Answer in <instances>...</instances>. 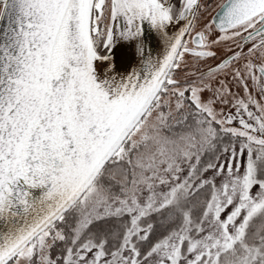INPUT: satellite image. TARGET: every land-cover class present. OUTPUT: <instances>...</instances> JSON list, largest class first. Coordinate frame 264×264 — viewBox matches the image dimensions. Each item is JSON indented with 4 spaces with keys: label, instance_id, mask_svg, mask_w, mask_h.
Segmentation results:
<instances>
[{
    "label": "snow or ice",
    "instance_id": "snow-or-ice-1",
    "mask_svg": "<svg viewBox=\"0 0 264 264\" xmlns=\"http://www.w3.org/2000/svg\"><path fill=\"white\" fill-rule=\"evenodd\" d=\"M203 7L0 0V264H264V0Z\"/></svg>",
    "mask_w": 264,
    "mask_h": 264
},
{
    "label": "water",
    "instance_id": "water-1",
    "mask_svg": "<svg viewBox=\"0 0 264 264\" xmlns=\"http://www.w3.org/2000/svg\"><path fill=\"white\" fill-rule=\"evenodd\" d=\"M144 28H145L146 33H148L146 42L150 47L152 57L153 58L162 57L163 50H164L162 43L158 41V37L154 33L149 32L147 25H145ZM177 28H178V26H173V27H170L168 29V31L170 34H172L175 31H177ZM129 52H130L129 49H125V48H121V47H118L117 49H115L114 62H115L117 71L120 74H126L127 71H131V69L133 67H138V65H139V61L137 59L132 58L131 55L129 54ZM216 62L217 61H215L214 63H216ZM103 63H104V65L100 66L98 64V62H96V67H97L98 72L101 71L105 67V62H103ZM214 63H212V64H214ZM236 91H237V89H236ZM239 91H240V94L243 95V90L241 89ZM256 96H257V99H260L259 94H256ZM251 110L254 112L256 111L255 108H252ZM256 114L259 115L258 112Z\"/></svg>",
    "mask_w": 264,
    "mask_h": 264
},
{
    "label": "flooded vegetation",
    "instance_id": "flooded-vegetation-1",
    "mask_svg": "<svg viewBox=\"0 0 264 264\" xmlns=\"http://www.w3.org/2000/svg\"><path fill=\"white\" fill-rule=\"evenodd\" d=\"M175 3V0H173ZM222 3V0H201V4L204 6L198 16L197 20V26L198 29L203 27L204 24L208 23L217 13L218 5ZM204 8L207 10L205 11ZM219 35V33H214L213 38L215 36ZM231 45V41L225 42L219 46H217L214 50L217 52L218 56L225 55V49ZM247 47H250V45H247L245 47V51H247ZM100 51V50H99ZM101 52V51H100ZM214 61H210L209 63H212ZM257 63L259 61H256ZM215 64V63H214Z\"/></svg>",
    "mask_w": 264,
    "mask_h": 264
},
{
    "label": "rangeland",
    "instance_id": "rangeland-1",
    "mask_svg": "<svg viewBox=\"0 0 264 264\" xmlns=\"http://www.w3.org/2000/svg\"><path fill=\"white\" fill-rule=\"evenodd\" d=\"M99 50L101 51V52H100L101 55H104V54L106 53L102 46L100 47ZM189 59H190V57H189ZM214 62H215V61H214ZM214 62H212V63H214ZM212 63H211V64H212ZM233 91H236V89L234 88ZM234 111H235V110H233V112H234ZM245 119H247L246 116H245ZM249 122L251 123L252 121H249ZM233 126H237V127H238L237 124H234ZM253 191L255 192V189H254ZM229 210H230V209H229Z\"/></svg>",
    "mask_w": 264,
    "mask_h": 264
},
{
    "label": "bare ground",
    "instance_id": "bare-ground-1",
    "mask_svg": "<svg viewBox=\"0 0 264 264\" xmlns=\"http://www.w3.org/2000/svg\"><path fill=\"white\" fill-rule=\"evenodd\" d=\"M98 64H99L100 66H103V65H104V63H103V62H100V61H98Z\"/></svg>",
    "mask_w": 264,
    "mask_h": 264
},
{
    "label": "trees",
    "instance_id": "trees-1",
    "mask_svg": "<svg viewBox=\"0 0 264 264\" xmlns=\"http://www.w3.org/2000/svg\"><path fill=\"white\" fill-rule=\"evenodd\" d=\"M55 254H56V250L54 249V250H53V255L55 256Z\"/></svg>",
    "mask_w": 264,
    "mask_h": 264
}]
</instances>
